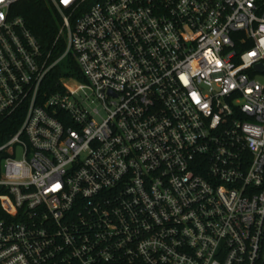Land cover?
Segmentation results:
<instances>
[{
	"label": "built area",
	"instance_id": "obj_1",
	"mask_svg": "<svg viewBox=\"0 0 264 264\" xmlns=\"http://www.w3.org/2000/svg\"><path fill=\"white\" fill-rule=\"evenodd\" d=\"M20 1L0 264H264V0H47L46 50Z\"/></svg>",
	"mask_w": 264,
	"mask_h": 264
},
{
	"label": "trees",
	"instance_id": "obj_2",
	"mask_svg": "<svg viewBox=\"0 0 264 264\" xmlns=\"http://www.w3.org/2000/svg\"><path fill=\"white\" fill-rule=\"evenodd\" d=\"M13 13L23 18L26 28L45 50L51 48L58 35L60 19L47 0H22L14 5ZM60 75L59 72L55 77ZM17 126L9 123L0 127V144L14 133Z\"/></svg>",
	"mask_w": 264,
	"mask_h": 264
}]
</instances>
